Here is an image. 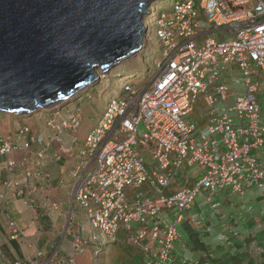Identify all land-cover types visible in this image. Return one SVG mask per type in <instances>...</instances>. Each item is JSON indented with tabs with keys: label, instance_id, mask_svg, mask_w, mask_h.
<instances>
[{
	"label": "built area",
	"instance_id": "1",
	"mask_svg": "<svg viewBox=\"0 0 264 264\" xmlns=\"http://www.w3.org/2000/svg\"><path fill=\"white\" fill-rule=\"evenodd\" d=\"M164 2L168 14L154 9L157 27L145 24L144 33L147 46L155 35L159 57L143 56V78L116 77L117 92L95 114L78 148L81 161L68 172L72 183L58 180L68 187L64 203L45 192L51 164L71 153L63 136L80 128V110L50 119L45 131L22 124L0 134V215L7 238L26 239L35 251L28 260L0 264H77L76 256L97 259L120 234L141 252L138 264H198L186 255L180 229L210 231L212 216L221 239H236L223 220V195L240 199L243 214L252 216L248 194L264 195V0ZM15 203L29 212L22 220L36 225L34 241L7 210ZM53 214L64 222L60 232L49 222ZM41 220L51 225L47 234ZM58 236L45 257L38 240ZM67 236L72 255L59 259ZM245 249L259 259L254 246Z\"/></svg>",
	"mask_w": 264,
	"mask_h": 264
},
{
	"label": "water",
	"instance_id": "2",
	"mask_svg": "<svg viewBox=\"0 0 264 264\" xmlns=\"http://www.w3.org/2000/svg\"><path fill=\"white\" fill-rule=\"evenodd\" d=\"M164 0H0V112L45 108L97 85L143 46Z\"/></svg>",
	"mask_w": 264,
	"mask_h": 264
},
{
	"label": "rangeland",
	"instance_id": "3",
	"mask_svg": "<svg viewBox=\"0 0 264 264\" xmlns=\"http://www.w3.org/2000/svg\"><path fill=\"white\" fill-rule=\"evenodd\" d=\"M160 5V10L159 13H166L168 14L169 9L168 5L165 2H160L155 5H152L150 7V13L154 9V7H157ZM150 17H147L144 19L145 23L149 25L152 23L151 27L155 29L157 27V22H153L154 19L150 20ZM154 40V44L151 47V54L147 53L149 52V48H144L139 52V54L133 55L132 57L129 58V60H124L117 66H114L110 68L106 73H105V79H101L98 81L97 85L93 86H88L84 90H80L73 94L71 97H68L67 100H64L60 105L62 104H69L66 105L62 110H60L58 113H43L44 111H50L52 109H57L59 105L53 106L51 109L47 108H41L37 109L35 111L30 112V114L26 115L25 118L17 119V116L13 115H7L3 114L0 112V134L1 135H12L13 132L21 126L22 124H27L33 128H36V130H43L46 129V123L54 118L55 120L59 121L61 118L65 117L68 110H73L77 106V110H80L82 114L84 112L96 109V106L99 107L98 109L101 110L100 106L102 107L103 104L107 101V98L111 96L113 93L117 92L116 90L118 89V86L120 84L119 78H116L115 76L119 73H124L126 76L130 75H135V74H140L142 78L144 77V68L141 66V62L143 61V56L145 53H147V56H149L151 59H153L155 56L159 57V50H160V44L156 40L155 35H152ZM146 46V45H145ZM141 60V62H140ZM149 62V61H148ZM143 63V62H142ZM114 77V78H112ZM107 78H109V81H107ZM134 79V78H133ZM115 81V82H114ZM121 81H124L122 78ZM139 80L135 79V82L137 83ZM117 83V84H116ZM117 88V89H116ZM101 95H103L101 97ZM82 97V102H76ZM72 102V103H70ZM74 102V103H73ZM90 102V103H89ZM100 105V106H99ZM262 107L264 109V99L262 101ZM93 124H86L84 121H81V125L79 129H76L74 134H67L63 137V140L66 141L67 145L69 144V139H72V144H71V150L74 151L78 147L76 145V142L83 140L86 135L88 134L89 130L94 127ZM65 143L64 146H67ZM144 159L147 163H151L150 161V154H145ZM80 158L76 156L75 158L71 159V164L76 165L80 163ZM64 181H67L69 179L68 174L63 175ZM228 190H225V193H230ZM203 194H205L204 191H202ZM226 197L228 196V201L232 202L234 206L242 205V202L240 199H237V197L225 195ZM195 202L197 206L202 204L203 198L202 194L198 195L195 199ZM229 205H227L228 207ZM202 207H205L203 205ZM254 208V206H252ZM7 210L10 212V215L12 219L19 223L20 221H23L22 219H26L29 217V212L26 210L23 206L20 204L16 203L15 205L9 204L7 207ZM238 211V209H235ZM241 210V209H240ZM254 219H251L250 221L247 219L244 221V223H239L237 222V218L231 219L230 216L228 218L230 222V226L233 227L237 232H238V240L235 241V245L237 246L239 243L244 240L247 235L251 236H257L259 234H262L263 231L260 230L259 225L264 226V209L261 210L256 208V212L253 215ZM52 218L54 220L58 219V216L56 214L52 215ZM51 219L49 222L55 227V222L54 220ZM41 223L44 227V233L47 234L50 226L45 220H41ZM63 223H60V225H56V227L61 228ZM0 225L5 229V225L2 222L1 216H0ZM181 235H182V242L186 244L187 249H188V254L193 257H198L200 258L201 254H205L207 256V260L209 261L210 264H218L217 262L215 263L214 260L218 258H223L225 256L226 248H225V242L219 237L220 234V229L219 227H216L215 222H212V227L211 231L209 233H204L201 235H198V233H193L192 231L187 232L186 227H183L180 229ZM57 235V233H56ZM54 235V236H56ZM60 240V237L58 236L55 240V243H58ZM70 241V238H69ZM69 241L66 239L63 242V246H66ZM196 241L201 243L203 247L196 248L193 246L192 242ZM45 242V240H44ZM43 242V243H44ZM250 243H254L255 247L258 249L261 248L262 252L264 253V235L263 238L261 237V240L254 238L249 240ZM248 242V243H249ZM42 243V245H43ZM12 244L9 242L6 243V248L7 249H13ZM17 250L20 251H25L26 245L24 243H21L20 241H17L16 244L13 246ZM237 250L238 248L235 247ZM260 252V251H259ZM225 254V255H223ZM72 255V250H70V255L68 251L66 252H61L59 255V258L61 259H66ZM141 255V252L139 250H134L131 247L127 246L125 244V240L122 237V235H119V241L117 244H112L111 246L107 247L105 250L101 251L99 254V257L97 260H94L91 256L90 253L86 254L85 257H75V261L77 264H136V261H138V256Z\"/></svg>",
	"mask_w": 264,
	"mask_h": 264
},
{
	"label": "crops",
	"instance_id": "4",
	"mask_svg": "<svg viewBox=\"0 0 264 264\" xmlns=\"http://www.w3.org/2000/svg\"><path fill=\"white\" fill-rule=\"evenodd\" d=\"M97 110H98V108L84 112V114H82V121H84L87 125L93 124L95 122V114L97 113ZM75 157L63 156L62 160L60 162H58L56 164H51L49 170H50V173H51V176L53 179V183H52V186L45 192V194L48 195L52 200L60 202V203H64L65 199H67L66 196H67V192H68V187L67 186H59L58 182L54 181V180H59V178L63 177V175L65 173L68 174V172H70L73 169V167L75 165L71 164V159H73ZM11 177L14 180L20 179V176L18 174H12ZM0 191H1V189H0ZM261 197L262 196L260 194L252 192L251 194H249L247 201L250 202V204L254 205L255 208H257V209L261 208V210H262V209H264V199H262ZM226 198H228V196ZM226 209L228 210L227 215H230V218L233 219V216H231V215H236L237 210H235V209L230 210L226 205L225 206V213H226ZM1 219L5 225V229H3V227L0 225V262L13 263L16 261H25V260L32 258L34 255V252H35L34 248L28 247V243H27L26 239H24V240H22V239L9 240L7 238V228H6L5 221L3 220L2 217H1ZM237 222L244 223L242 220H239V219L237 220ZM49 225H50V223H49ZM16 226L20 230H23L24 232H26V236H28L29 240L34 241L33 235L35 232L36 225L30 224L29 220H27V221L24 220V221H20L19 223L16 222ZM39 226L42 229V231L44 232V227H43L42 223H40ZM262 234L257 235L256 236L257 239L261 240ZM69 238H70L69 236L66 237V239L68 241H69ZM44 240H45V242H44ZM54 240H55V237L51 238V240L48 239L47 237H44V238L38 240V247L45 254V257H48V255H50V253L52 251L51 243L54 244L53 243ZM17 241H20L21 243H24L26 245L25 251L19 252V250H17L16 248L13 247ZM7 242H9L10 244L13 245L12 250L6 248ZM42 243H43V245H42ZM62 246L63 245H61L60 253L68 251V253L70 255V250H71L70 244L68 243L63 248H62ZM60 253H59V255H60Z\"/></svg>",
	"mask_w": 264,
	"mask_h": 264
},
{
	"label": "clouds",
	"instance_id": "5",
	"mask_svg": "<svg viewBox=\"0 0 264 264\" xmlns=\"http://www.w3.org/2000/svg\"><path fill=\"white\" fill-rule=\"evenodd\" d=\"M165 1V0H164ZM163 1V2H164ZM158 8H160V5L159 6H157ZM157 7H154V9H156ZM153 9V10H154ZM153 10L151 11V13H150V18L152 17V13H153ZM149 18V19H150ZM143 23H144V26H145V21H143ZM145 29H146V27H145ZM146 32V31H145ZM145 45V43H144V40H143V46ZM149 48L150 50L149 51H151V47H152V45H149V46H147V44H146V46H144V48ZM141 49H142V47H141ZM141 49H140V51H141ZM139 53V51L137 52V54ZM148 53V52H147ZM147 53H145V55L147 54ZM122 74V76L123 75H125L124 73H121ZM106 75L105 74H102L101 72H98V77H99V80H101V79H105L104 77H105ZM118 76V74L115 76V77H117ZM112 78H114V77H112ZM107 81H109V78H107ZM84 89H86V87L85 88H83V89H81V90H84ZM73 94H75V93H73ZM73 94H71V96L73 95ZM70 96V95H69ZM70 96V97H71ZM61 104V103H60ZM60 104H57V105H60ZM55 107V106H54ZM41 109V108H40ZM48 109V108H47ZM51 109V108H50ZM99 111V109L97 110V112ZM30 112H32V111H30ZM30 112H26V113H21V114H16V115H13V116H17L16 118L17 119H23V118H25V116L26 115H28V114H30ZM46 112V111H45ZM69 112V111H68ZM263 113H264V110H263ZM80 116H81V121H82V113H81V111H80ZM64 118V117H63ZM63 118H61V119H63ZM52 119H54V118H52ZM60 119V120H61ZM55 120V119H54ZM42 131H45L44 129L42 130ZM10 135V134H9ZM65 136V135H64ZM63 136V137H64ZM64 141V140H63ZM82 143H83V140H81V141H78V142H76V145L78 146V147H80L81 145H82ZM63 147H64V145H63ZM66 149V148H65ZM64 156H71V157H75V156H77V155H72L71 153L69 154V153H67V154H65ZM52 177V176H51ZM53 180V179H52ZM252 192H255V191H252ZM252 192H250L249 194H251ZM255 193H258V192H255ZM249 194H248V196H249ZM258 194H260V193H258ZM262 197V199H264V195H262V194H260ZM248 196H247V198H248ZM247 198H246V202L249 204V205H251V206H254V205H252V204H250V202H248L247 201ZM223 207H222V211H221V213H222V215H223V220L225 221V222H227L229 225H231L230 224V222H229V220H228V218H227V216L229 217L230 215H227V212H228V210L226 209V213H225V206L226 205H229L228 206V208L230 209V210H233V209H238V211H237V214L236 215H231V216H233V219L234 218H236V217H238L237 218V220L239 219V220H242L243 222L244 221H246L247 219L250 221L251 219H254V217H253V215H254V213L256 212V208H255V206H254V208H253V214H252V216H248V215H244L243 214V210H242V207H241V205H238V206H234V204L232 203V202H229L228 201V198H226V196L225 195H223ZM241 209V210H240ZM210 222H209V224H210V231H211V227H212V222H215V224H216V227H219V220L216 218V217H210V220H209ZM54 222H55V220H54ZM60 223H63L62 224V227L61 228H58V227H56V225H60ZM52 227H53V225H52ZM57 232H60L63 228H64V222H63V220L61 219V218H59L58 217V219L56 220V222H55V227H53ZM233 228V227H232ZM259 228H260V230H262L263 231V234H262V238H263V235H264V226L263 225H259ZM187 229V232H188V230L189 231H191L189 228H186ZM219 229H220V227H219ZM234 229V228H233ZM235 230V229H234ZM210 231H198V232H193V233H198V235H201V234H206V233H209ZM236 231V230H235ZM237 232V231H236ZM238 233V232H237ZM221 236V229H220V234H219V237ZM254 238H257L256 236L254 237V236H251V235H247V237L244 239V240H242V242L241 243H239L237 246H234L235 244V241L236 240H238L239 238L237 237L236 239H229V240H227V239H222V240H224V242H225V248H226V250L228 251V252H231L232 250H237L235 247H237L238 248V246H241V248H238V252L237 253H242V252H248L245 248H248L247 246H246V243H245V240H250V239H254ZM56 240V239H55ZM55 240H54V244H57V243H55ZM64 241V240H63ZM63 241H62V243H63ZM228 241H230L231 242V245H227V243H228ZM250 243V242H249ZM69 244H70V241H69ZM117 244V243H116ZM183 244H185V243H183ZM193 244V243H192ZM62 245V244H61ZM186 245V244H185ZM254 246V248L255 249H257L258 251H260L259 252V258L262 256V254H263V252H262V250H261V248H259L258 249V247L256 248L255 247V244L254 243H250V245L249 246ZM194 246V245H193ZM187 247V246H186ZM132 248V247H131ZM132 249H134V248H132ZM134 250H136V249H134ZM137 251V250H136ZM225 254H227V252H225ZM186 255L188 256V257H190V258H196V259H198V264H210L209 263V261L207 260L208 258H207V256L205 255V254H201V256H200V258H198V257H193V256H190L189 254H188V249H187V251H186ZM224 255V254H223ZM58 257H59V255H58ZM85 257V256H84ZM224 257V256H223ZM222 258V257H221ZM251 258V257H250ZM59 259H61V258H59ZM67 259V258H66ZM98 259V258H97ZM97 259H94V260H97ZM138 261H136V264H138V262H139V260H140V256H138ZM252 259V258H251ZM253 260V259H252ZM254 261V260H253Z\"/></svg>",
	"mask_w": 264,
	"mask_h": 264
},
{
	"label": "trees",
	"instance_id": "6",
	"mask_svg": "<svg viewBox=\"0 0 264 264\" xmlns=\"http://www.w3.org/2000/svg\"><path fill=\"white\" fill-rule=\"evenodd\" d=\"M102 96L103 95H101V97ZM67 98H65L64 100H67ZM64 100L59 101L58 104L62 103ZM76 102H82V97L78 101H76ZM70 103H72V102H70ZM68 104H69V102H68ZM68 104L59 105V107H57V109H52V110L46 111V112L44 111L43 113H55L56 114V113H58L60 110H62ZM104 104H103V106H104ZM103 106L102 107L100 106V108L102 109ZM76 108H77V106L75 107V109ZM96 108H99V107L96 106ZM75 109L68 110V111L72 112ZM19 121H21V120L19 119ZM67 139L69 140V144L67 145L66 141L64 140L63 141V145H65V143H66L67 146H64V148L69 149V148H71L72 139H69V138H67ZM78 148L76 150H74V151L71 150V154L74 155V156L77 155L78 154ZM54 181H57L58 182V180H54ZM71 183H72V180H68L65 183V185H68V184H71ZM248 242H249V240H245V243H246V246L247 247H249V245H250V243H248ZM192 243H193L195 249L196 248L198 249L200 247H203V246H201L202 244L199 243V242L193 241ZM238 248H241V246H238ZM226 252H227V254L226 255L224 254L225 256L223 258H218V259L214 260V262L215 263L217 262L218 264H264V253L262 254V256L257 261H253L250 258L248 252H246V253L245 252L237 253L238 252L237 250H232L231 252H228L226 250Z\"/></svg>",
	"mask_w": 264,
	"mask_h": 264
},
{
	"label": "bare ground",
	"instance_id": "7",
	"mask_svg": "<svg viewBox=\"0 0 264 264\" xmlns=\"http://www.w3.org/2000/svg\"><path fill=\"white\" fill-rule=\"evenodd\" d=\"M158 8V7H157ZM160 10V9H159ZM154 22V21H153ZM146 24V23H145ZM145 41H148V39H146ZM145 45H146V43H145ZM144 45V46H145ZM150 45H152V43L150 44ZM144 46H142V49L141 50H143L144 49ZM139 52H141L140 50H139ZM139 54V53H138ZM136 55V54H135ZM129 60V59H128ZM143 68V67H142ZM115 82V81H114ZM117 84V83H116ZM117 89V88H116ZM72 94V93H71ZM67 97H70V96H67ZM67 97H65V98H67ZM65 98H62L61 100H64ZM61 100H59V101H61ZM59 101H57V102H54V103H52L51 105H48V106H46L45 108H48V109H50V108H52L53 106H55L56 104H58V102Z\"/></svg>",
	"mask_w": 264,
	"mask_h": 264
}]
</instances>
